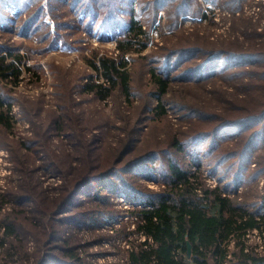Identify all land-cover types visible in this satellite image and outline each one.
Wrapping results in <instances>:
<instances>
[{
    "label": "trees",
    "instance_id": "1",
    "mask_svg": "<svg viewBox=\"0 0 264 264\" xmlns=\"http://www.w3.org/2000/svg\"><path fill=\"white\" fill-rule=\"evenodd\" d=\"M6 1L20 6V0ZM21 1L22 11L33 1L40 3L39 12L43 10L42 0ZM61 1L88 16L85 28L99 23L103 32L120 34L115 56L101 55L90 61L97 79L91 77L79 93H90L99 100L112 96L129 101L120 116L124 135L109 154L79 145L75 165L69 168L66 156L48 152L46 146L50 129L60 131L64 119L72 115L71 108L53 117L45 128L36 125L41 127L34 133L41 140L40 149L49 155L63 180L55 199L40 197L43 193L38 189L39 175L29 144L19 147L26 154L16 160L14 172L22 177L0 195V206L13 203L12 210L0 218L1 243L8 245V254H14L10 248L23 249L20 244L30 234L38 243L39 264H85L77 241L62 236L60 215L83 221L95 213L115 214L108 202L109 195L115 194L133 201L126 215L133 218L135 229L129 233L144 237L127 249L129 264H264V186L258 184L264 177V30L258 31L247 17L235 16L242 0L224 1L239 20L234 25L244 26L243 38L215 41L208 37L200 41L183 29L175 31L180 15L200 12L198 0H149L150 24L163 7L159 2L174 4L167 22L172 30L163 32V46L158 54L145 56L139 72L129 63V56L149 46L141 16L129 8V20L118 19L112 10L118 0ZM207 1L218 4L222 0ZM4 3L0 0V23L9 28L15 16L4 12ZM14 60L20 56L0 46V129L6 133L14 118L4 88L9 90L6 84L16 83L21 74ZM133 73L138 74L140 84ZM172 82L180 85L176 92L171 91ZM69 88L60 85L61 98L69 95ZM134 95L140 99L131 108ZM167 109L177 115V128ZM80 120L89 131L99 129L92 116ZM207 168L219 175L214 186L204 179ZM138 178H153L161 188L145 187L136 182ZM229 183L236 186L231 190ZM239 185L245 187L243 195ZM31 205L36 209L26 223L23 215Z\"/></svg>",
    "mask_w": 264,
    "mask_h": 264
},
{
    "label": "rangeland",
    "instance_id": "2",
    "mask_svg": "<svg viewBox=\"0 0 264 264\" xmlns=\"http://www.w3.org/2000/svg\"><path fill=\"white\" fill-rule=\"evenodd\" d=\"M148 1L118 0L115 8L112 9L116 12L118 19L128 21L129 8H131L130 10L141 16L144 27L148 29L150 37L148 48L140 54L129 56V63L135 66L137 72L143 67L141 62L146 61L144 60L145 56L158 54V49L164 44L163 32L170 34L172 30L167 27V22L169 21L168 16L173 14L171 7L174 4H169V1L167 3L159 2V6L163 7H159L155 14V21L150 24L147 18L152 17V10ZM198 2L200 4L198 8H201L200 12L192 15L190 13L180 15L175 31L183 29L187 34L195 35L200 41H203L204 37H208L210 41L228 37L243 38L244 26L236 27L234 25L235 21L239 20L234 18L226 1L222 0L218 4L207 0H198ZM21 3L20 0V6ZM4 4V12L10 18L13 15L15 17L9 28H3L0 23V46L8 47L13 55L20 56L19 61H14L16 64L19 62L21 74L16 83L6 84L9 90L4 88L7 96L6 102L11 104L14 121L8 133L0 129V195L9 186L16 185L18 178L22 177L21 174L14 172V168L16 160L26 154L25 150H21L23 145L28 146L29 144V150L26 148V151L28 150L31 154L36 174L39 175L38 189L44 195H40V197L55 199V194L59 191L58 186L63 178L53 166L49 155L40 149L41 140L34 136V133L36 128L41 129V127L36 125H43L45 128L53 117L71 108L72 115L69 117L70 119H64L60 131H57L55 127L53 129L48 127L50 135L46 146L48 152L61 154L62 157L66 156L69 168L75 165L73 159L78 156L79 145L83 143L94 147L93 152L104 150L108 151V154L110 153L124 135L122 131L124 124H122L120 116L125 114L129 101L112 96L106 97V100H99L90 93H79V88L92 80L91 77L97 79V73L90 61L96 60L97 56L112 57L117 54L115 45L120 34L118 32H103L99 23L92 24L90 29L85 28L88 16L83 11H76L70 2L42 0V12H39L41 10L40 3L38 5L36 1L29 3L27 11H22L20 6L13 2L7 3L5 0ZM240 4L241 8L235 11V16L249 18L256 23L258 31H263L264 0H242ZM37 6L38 10H36ZM23 26H27L28 29L25 30ZM5 52L3 50V53ZM132 56L135 60L131 59ZM133 77L136 81L138 74L133 73ZM137 81L139 84L141 83L139 79ZM61 84L71 87L67 97H60L58 89L60 90ZM171 84V91L179 90L180 85L177 82ZM130 98L133 102L131 108L139 103L138 95ZM167 111L173 128H177L179 125L177 115L172 109H167ZM81 116L94 117L99 129L93 128L89 131L82 124ZM204 172L206 173L204 179L209 185L217 183L220 179L219 175L212 173L209 168ZM206 177L211 179H206ZM153 181V178H138L136 180L137 183L145 187L159 190L161 187ZM258 181L259 187L264 186V177L259 178ZM222 183L228 184L224 181ZM235 186L229 183V189L232 190ZM238 191L243 195L244 185H239ZM127 199L129 198L126 197L122 200L115 194L109 195V205L116 211L111 215L110 212H104L102 215L95 213L83 221H71L66 214L60 215L63 228L62 236L77 241L75 243L79 247V257L84 260L85 264H129L126 257L127 249L131 247L132 242L138 243L143 240L139 234L129 233L135 229V223L133 218L128 216L130 212L127 211V208H133L128 207L133 201L128 203ZM31 207L32 209L25 208L23 217L26 223L30 222L29 217H32V211L36 209L33 205ZM12 208L13 203H3L0 206V218L10 212ZM2 224L0 219V254L2 253L0 264H39L38 243L30 234H27L28 237H25L23 243L20 244L24 247L23 249L17 252L14 248H10L14 254L12 256L8 254L6 251L8 245L1 243ZM41 229L42 227L38 229L37 235L41 233ZM252 238V242L257 241V237L252 236ZM258 241L260 244L262 243L261 239Z\"/></svg>",
    "mask_w": 264,
    "mask_h": 264
},
{
    "label": "water",
    "instance_id": "3",
    "mask_svg": "<svg viewBox=\"0 0 264 264\" xmlns=\"http://www.w3.org/2000/svg\"><path fill=\"white\" fill-rule=\"evenodd\" d=\"M191 245L189 242H187V256L190 255Z\"/></svg>",
    "mask_w": 264,
    "mask_h": 264
},
{
    "label": "built area",
    "instance_id": "4",
    "mask_svg": "<svg viewBox=\"0 0 264 264\" xmlns=\"http://www.w3.org/2000/svg\"><path fill=\"white\" fill-rule=\"evenodd\" d=\"M206 179H210V178H208V177H206ZM215 184V183H214ZM214 184L213 185H211V186H214ZM209 185V184H208ZM122 200L124 199L123 197H120ZM127 201H128V203H130V201L127 199ZM130 205L132 206V204L130 203ZM128 206V205H127ZM131 206H128V207H131ZM142 237V236H141ZM142 240H144V237H142Z\"/></svg>",
    "mask_w": 264,
    "mask_h": 264
}]
</instances>
